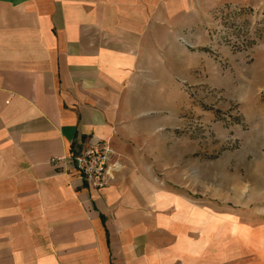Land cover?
<instances>
[{
    "label": "crops",
    "instance_id": "obj_1",
    "mask_svg": "<svg viewBox=\"0 0 264 264\" xmlns=\"http://www.w3.org/2000/svg\"><path fill=\"white\" fill-rule=\"evenodd\" d=\"M222 5L264 13V0H0V264H264L262 168L236 174L230 200L196 198L164 168L188 46ZM99 139L118 165L102 189L51 162Z\"/></svg>",
    "mask_w": 264,
    "mask_h": 264
},
{
    "label": "rangeland",
    "instance_id": "obj_2",
    "mask_svg": "<svg viewBox=\"0 0 264 264\" xmlns=\"http://www.w3.org/2000/svg\"><path fill=\"white\" fill-rule=\"evenodd\" d=\"M193 42L188 49L195 66L176 80L177 125L164 131L168 144L177 143L164 149V168L175 171L173 182L196 198L206 186L211 198L226 194L230 200L236 174L243 173L245 185L264 171V152L251 146L264 140V13L234 5L212 8Z\"/></svg>",
    "mask_w": 264,
    "mask_h": 264
},
{
    "label": "built area",
    "instance_id": "obj_3",
    "mask_svg": "<svg viewBox=\"0 0 264 264\" xmlns=\"http://www.w3.org/2000/svg\"><path fill=\"white\" fill-rule=\"evenodd\" d=\"M113 148L106 140H91L86 147L70 156L56 157L52 163L71 165L79 174L82 182L92 189H102L112 179V172L118 165H110Z\"/></svg>",
    "mask_w": 264,
    "mask_h": 264
},
{
    "label": "clouds",
    "instance_id": "obj_4",
    "mask_svg": "<svg viewBox=\"0 0 264 264\" xmlns=\"http://www.w3.org/2000/svg\"><path fill=\"white\" fill-rule=\"evenodd\" d=\"M244 191L246 192L247 191V188H245Z\"/></svg>",
    "mask_w": 264,
    "mask_h": 264
}]
</instances>
